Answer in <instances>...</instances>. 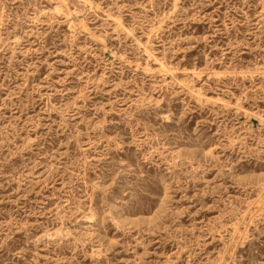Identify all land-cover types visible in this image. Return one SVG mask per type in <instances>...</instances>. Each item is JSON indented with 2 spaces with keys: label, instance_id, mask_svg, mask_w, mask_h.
Masks as SVG:
<instances>
[{
  "label": "rangeland",
  "instance_id": "374dc122",
  "mask_svg": "<svg viewBox=\"0 0 264 264\" xmlns=\"http://www.w3.org/2000/svg\"><path fill=\"white\" fill-rule=\"evenodd\" d=\"M0 264H264V0H0Z\"/></svg>",
  "mask_w": 264,
  "mask_h": 264
},
{
  "label": "bare ground",
  "instance_id": "6f19581e",
  "mask_svg": "<svg viewBox=\"0 0 264 264\" xmlns=\"http://www.w3.org/2000/svg\"><path fill=\"white\" fill-rule=\"evenodd\" d=\"M69 14H70V12H69ZM85 29V28H84Z\"/></svg>",
  "mask_w": 264,
  "mask_h": 264
}]
</instances>
